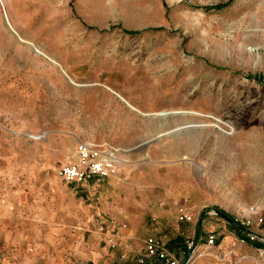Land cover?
<instances>
[{"label": "rangeland", "instance_id": "obj_1", "mask_svg": "<svg viewBox=\"0 0 264 264\" xmlns=\"http://www.w3.org/2000/svg\"><path fill=\"white\" fill-rule=\"evenodd\" d=\"M78 141L121 160L71 187L106 196L116 236L130 194V241L181 264H264V0H0V264H113L93 227L79 247L81 229L30 197ZM11 182L27 184L21 207ZM140 252L128 264H148Z\"/></svg>", "mask_w": 264, "mask_h": 264}, {"label": "crops", "instance_id": "obj_2", "mask_svg": "<svg viewBox=\"0 0 264 264\" xmlns=\"http://www.w3.org/2000/svg\"><path fill=\"white\" fill-rule=\"evenodd\" d=\"M69 148V147H68ZM64 149V148H63ZM77 149V148H76ZM65 150V149H64ZM77 157V153L73 157L72 161L75 162ZM65 164V163H64ZM63 164V165H64ZM103 179H111L110 176L107 177H96L93 176L84 182H65L61 179L59 172L58 173H50L45 180L42 179L41 182L38 183L39 187L35 194H31V199L36 202L37 206L43 205V201L45 204H49L52 206L55 219L54 222L60 223L64 228H78L81 229L77 231L76 235L79 238L78 246H85V232L90 230L92 227L93 230L91 235V240L88 242V247L91 249H97L98 246L104 241L106 242V246L109 248H113V264L117 259L116 256L120 255L121 264H128V259L136 254L135 252H140V256L146 252L147 249V241L144 240L143 243H139L137 241H130L128 238L135 233L136 226L141 221L140 218H133L126 216V212L129 211V205L133 204V198L130 194H126V199L123 204H118V207H123L125 209V214L117 215L116 217L120 222L129 223L130 227L127 231H124L123 238H120L115 233V225H113V219L107 221L110 223L109 226H102L101 224V212L102 210L111 212L113 216V205L107 203L106 196H102L99 194L94 195L92 197L91 203L88 204L86 201L85 190H81L83 194H80L79 191H75L71 189V187H89L90 183H97ZM27 188V184H22L20 182H11L8 183L5 189L7 190V197H11L13 199V205H19L17 207H21L22 204V194ZM46 188L45 191H48L46 198L43 200L41 196L42 189ZM73 190V192H71ZM31 201V200H30ZM32 202V201H31ZM10 203V202H9ZM33 203V202H32ZM11 204V203H10ZM16 208V206H14ZM15 210H9V216L14 213ZM159 214V213H158ZM129 215V214H128ZM162 215V214H161ZM61 221V222H59ZM107 225V224H106ZM103 227H106L104 230ZM87 228V229H86ZM102 232V233H100ZM180 237L177 238L179 240ZM164 247V243H161ZM165 249V247H164ZM152 259L148 260V264H160L161 261L158 257H151Z\"/></svg>", "mask_w": 264, "mask_h": 264}, {"label": "built area", "instance_id": "obj_3", "mask_svg": "<svg viewBox=\"0 0 264 264\" xmlns=\"http://www.w3.org/2000/svg\"><path fill=\"white\" fill-rule=\"evenodd\" d=\"M100 147L95 143L78 141L76 161L65 163L60 167L59 175L61 179L65 182H84L93 176L107 177L113 175L121 160L115 152L110 151L107 153ZM207 244L211 247L215 245L213 235L209 236ZM145 256H156L160 259L161 264H181L164 249L160 241L154 238L148 239ZM191 261L192 256L186 258L182 264H189Z\"/></svg>", "mask_w": 264, "mask_h": 264}, {"label": "bare ground", "instance_id": "obj_4", "mask_svg": "<svg viewBox=\"0 0 264 264\" xmlns=\"http://www.w3.org/2000/svg\"><path fill=\"white\" fill-rule=\"evenodd\" d=\"M165 115H167V114L165 113Z\"/></svg>", "mask_w": 264, "mask_h": 264}]
</instances>
